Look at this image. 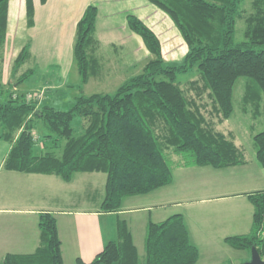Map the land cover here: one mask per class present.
Here are the masks:
<instances>
[{
  "label": "trees",
  "instance_id": "obj_1",
  "mask_svg": "<svg viewBox=\"0 0 264 264\" xmlns=\"http://www.w3.org/2000/svg\"><path fill=\"white\" fill-rule=\"evenodd\" d=\"M11 0H0V76L3 71ZM45 5L48 0H40ZM165 12L184 39L188 52L179 64L163 60L159 38L139 19L128 17L130 29L139 35L155 57L142 73L132 77L115 95H81L69 112L42 105V99L11 92L15 84L33 76L30 70L9 91L0 85V140L12 144L3 169L29 175L57 176L70 182L75 174L107 176L103 211L117 213L123 200L148 195L173 181V161L185 167L226 169L243 165L245 153L225 122L233 113L237 80L250 79L264 94V0L253 2V13L241 10L244 0H149ZM28 25L34 21V2H26ZM98 9L90 6L77 26L75 65L86 85L98 71L96 22ZM246 23L245 40L236 41L237 22ZM31 58L26 46L14 61V78ZM199 80L182 89L179 76L193 70ZM13 78V79H14ZM38 92H36L38 94ZM30 94V93H29ZM205 96L209 103L206 104ZM75 117L88 125L77 133ZM48 131L39 140L37 126ZM257 162L264 168V131L254 139ZM40 147L42 150H40ZM174 166V164H173ZM254 207L249 235L226 243L264 260V192L249 195ZM118 242L109 243L91 264H141L126 223H119ZM41 245L32 255H8L4 264H64L57 221L50 214L39 219ZM143 264H197L199 251L191 243L180 215L160 224H149ZM77 264H85L81 260Z\"/></svg>",
  "mask_w": 264,
  "mask_h": 264
},
{
  "label": "crops",
  "instance_id": "obj_2",
  "mask_svg": "<svg viewBox=\"0 0 264 264\" xmlns=\"http://www.w3.org/2000/svg\"><path fill=\"white\" fill-rule=\"evenodd\" d=\"M26 2L9 3L0 85L4 87L10 81L7 70L13 68L22 49L29 46L31 58L25 65L32 63L28 71L33 70L37 78L19 95L46 90L42 102L45 106H55V101H59L58 97L55 101L47 97L53 93L59 96L75 91L73 100L81 95L89 97L98 94L89 93L90 85L101 89L114 85L119 89L143 72L155 57L130 29L129 16L139 19L159 38L166 63L179 64L188 52L171 18L149 0H48L45 5L33 0L32 26L28 25ZM90 6L98 9L99 44L95 57L99 68L81 86L74 44L78 23ZM239 80L233 91V113L222 132L233 134L246 162L226 169L185 167L180 165L179 157L170 155L175 166L172 183L148 195L125 198L117 213L103 211L106 174L79 173L61 184L57 176L6 171L3 166L12 144L0 140V264L8 255H32L38 250L39 219L47 213L57 221L64 264H77L78 260L93 263L109 243L118 242L121 222L126 223L143 264L148 225L163 223L176 215L183 217L191 243L199 251L197 264L250 262L247 251L230 247L226 240L251 233L254 207L249 195L264 192V168L257 162L254 141L264 131V94L249 79L251 83L245 85L238 110L235 91ZM51 91L54 92L50 94ZM74 182L80 184L78 191L68 193L62 188Z\"/></svg>",
  "mask_w": 264,
  "mask_h": 264
},
{
  "label": "rangeland",
  "instance_id": "obj_3",
  "mask_svg": "<svg viewBox=\"0 0 264 264\" xmlns=\"http://www.w3.org/2000/svg\"><path fill=\"white\" fill-rule=\"evenodd\" d=\"M255 0H244L242 6H241V10L244 12L245 15H250L251 13H253V2ZM245 30H246V23L244 20H240L237 22V27H236V41L238 43H241L245 40ZM16 59V58H15ZM15 61V60H14ZM13 65V64H12ZM11 65V66H12ZM31 66H32V63H28L27 65H25L23 68H22V73L21 74H17V78H12V69L11 70H7V75H9V82L4 86V89L5 91H9L10 88L13 86V84L20 78L21 75H23L24 73H26L29 69H31ZM199 73L198 71L195 69L193 70L192 72H189L188 74H184V75H180L179 76V83H181L182 85V89L185 90V92L189 95L194 94L195 92L192 91V92H189V84L190 82H193V81H197L199 80ZM12 78V79H11ZM37 77L33 76V77H30L26 82L24 83L23 85L21 84H15L17 85L15 87H12L11 89V92L13 93H23L25 92L30 83L33 82ZM250 80L247 79V78H241L239 81H238V84L236 86V94H235V97H236V106H237V109H241V107L239 106V100H240V96L241 94L245 92V85L247 83H249ZM251 83V82H250ZM21 85V86H20ZM2 86V85H1ZM90 90H89V93H98V94H108V95H115L116 92H117V89L116 88L117 86H114V85H110V86H105L103 89H101V87L99 86H94V85H90ZM18 87V88H17ZM66 89L64 88L63 89V92H65ZM54 91H51V93H53ZM71 93H66L64 95H59L57 93H53L52 96L48 95L47 97H51L53 101H55V99H59V101H55V106H52L50 105V107H55L56 109L58 110H62V111H66V112H69L70 109L74 106L75 104V101L76 100H73V94L75 93V91H69ZM30 94H35V92H31ZM242 94V95H243ZM27 95V94H25ZM29 95V94H28ZM78 96V95H77ZM76 97V96H75ZM205 98V102L206 104L209 103V100L207 98V96L204 97ZM88 125L87 123V120L86 119H82L80 117H75L74 120H73V127L75 129V131L77 133H81L83 132L84 128ZM37 134L40 135L39 136V140L43 141V137H44V134H47L48 131L46 130V128L42 127V125H38L37 126ZM7 144V143H5ZM173 156V155H172ZM172 168H174L175 166H173V164H171ZM79 178V177H78ZM59 182H61V184H65L66 182H64L63 180L59 179ZM65 187H62V188H65V190L68 191V193L70 192H73V191H78L79 187H80V184L79 182H74L73 184L71 185H63ZM263 246V245H262ZM248 255L250 257V259L252 258V254L251 252H248ZM227 264H239L237 263L236 261L235 262H232V263H227Z\"/></svg>",
  "mask_w": 264,
  "mask_h": 264
},
{
  "label": "water",
  "instance_id": "obj_4",
  "mask_svg": "<svg viewBox=\"0 0 264 264\" xmlns=\"http://www.w3.org/2000/svg\"><path fill=\"white\" fill-rule=\"evenodd\" d=\"M251 254V261L245 264H264V260L262 259L261 255L259 254L256 248L252 249Z\"/></svg>",
  "mask_w": 264,
  "mask_h": 264
},
{
  "label": "built area",
  "instance_id": "obj_5",
  "mask_svg": "<svg viewBox=\"0 0 264 264\" xmlns=\"http://www.w3.org/2000/svg\"><path fill=\"white\" fill-rule=\"evenodd\" d=\"M43 95H44V92H38V94L37 93L29 94V95H27V100L28 101L38 100V99L41 100ZM263 246H264V235H263Z\"/></svg>",
  "mask_w": 264,
  "mask_h": 264
}]
</instances>
